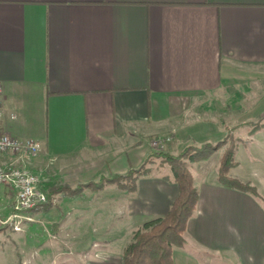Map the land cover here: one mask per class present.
<instances>
[{
    "label": "crops",
    "instance_id": "obj_1",
    "mask_svg": "<svg viewBox=\"0 0 264 264\" xmlns=\"http://www.w3.org/2000/svg\"><path fill=\"white\" fill-rule=\"evenodd\" d=\"M263 75L264 0H0V135L41 145L35 158L0 155V166L45 178L47 203L26 214L54 217V235L94 207L116 211L133 235L175 200L168 170L150 168L131 193L78 188L139 168L154 138L168 136L163 153L174 156L249 128L253 119L236 122L234 89ZM261 88L259 100L244 98L249 112L264 101ZM245 136L257 145L259 170L236 177V164L229 175L264 200V123ZM224 149L189 165L198 200L173 264H264V202L218 182ZM56 201L77 219L56 220ZM5 202L14 192L0 186ZM93 257L89 264H121L120 256Z\"/></svg>",
    "mask_w": 264,
    "mask_h": 264
},
{
    "label": "rangeland",
    "instance_id": "obj_2",
    "mask_svg": "<svg viewBox=\"0 0 264 264\" xmlns=\"http://www.w3.org/2000/svg\"><path fill=\"white\" fill-rule=\"evenodd\" d=\"M245 81L249 80H241L234 89V92L238 94L236 122H242L241 125H243L245 121H251L252 119L253 121L250 124L251 126L244 130L241 127V129L237 127V130L235 129V136L229 135L228 138L233 143L237 142V138L241 140V142L238 140L237 150L235 151L237 167L232 171L236 177H247L246 174H249L252 168L259 170L258 167L260 166V163L256 162L258 155H260L255 149L257 145L252 144L250 147L249 142L245 139V134L251 127H259L264 123V101L252 107L250 112L245 103L248 102V98L250 97L256 96L257 100H259L261 90L263 89L261 87L264 86V75L263 78L253 79L252 84L246 87L243 86ZM244 98L246 99L244 101L245 105L242 103ZM161 138L169 137H158L149 142V148L152 151L151 156H148L145 160L146 163L144 161L143 164L146 168H153V173L164 174L168 170L166 174L170 176L169 166L163 164L162 157L157 156L159 153L164 154L165 149L152 148L153 142ZM137 184L138 180L134 184L135 189H137ZM251 187L254 191L252 195L261 202H264L259 191L254 186ZM54 203L57 206L52 207L51 210L53 214H56V220L61 217V222L64 221L65 224H69L68 222L71 220L77 219L70 216V213L64 210V201H56ZM13 204L14 202L8 204L5 202L3 205H0V221L6 220L12 215ZM93 209L97 210L90 209L88 212H79L80 216L77 217L83 216V218H79L78 220L80 223L68 226L66 232L61 234L62 237L51 233L50 222H52L54 217L44 213L41 215H30L29 217L23 213L22 215L29 218L30 221L22 220L20 223H16L18 222L16 220L11 226L0 224V229H2L0 232V264H89L90 261L94 260L93 256L95 253L97 255L109 254L114 257H121L124 249L132 240V234L126 233V224L120 222L121 216L116 215V211L109 210L107 212L109 216H107V214L103 213L106 211L99 210L98 207H94ZM94 214L96 215L94 216ZM124 220L125 218L122 221ZM14 226L19 228L18 232L14 230ZM94 228H97V231ZM55 236L59 237L57 241L56 239L54 240ZM94 241H100L96 248H93ZM183 245L185 247V244ZM189 251L193 252L196 250L191 248Z\"/></svg>",
    "mask_w": 264,
    "mask_h": 264
},
{
    "label": "trees",
    "instance_id": "obj_3",
    "mask_svg": "<svg viewBox=\"0 0 264 264\" xmlns=\"http://www.w3.org/2000/svg\"><path fill=\"white\" fill-rule=\"evenodd\" d=\"M228 138L229 134L223 141L214 145L200 147L188 145L176 156L157 154L158 157H162L163 164L169 166L170 176H166L165 179H169L176 185L177 196L164 216L145 222L133 233L131 242L122 253L121 264H173V249L183 245L187 223L195 211L198 200V192L193 183L189 164L207 160L223 146L225 149L219 159L217 170L218 182L226 188L254 194L250 185L233 179L229 175L230 169L236 165L235 151L238 140L233 143ZM150 173L151 170L142 164L125 175L100 178L95 183L79 187L78 190L87 188L100 190L107 184H114L118 189L131 193L135 190L136 180ZM62 189L67 191L69 188L62 187ZM39 208L27 213H35Z\"/></svg>",
    "mask_w": 264,
    "mask_h": 264
},
{
    "label": "built area",
    "instance_id": "obj_4",
    "mask_svg": "<svg viewBox=\"0 0 264 264\" xmlns=\"http://www.w3.org/2000/svg\"><path fill=\"white\" fill-rule=\"evenodd\" d=\"M3 89L0 84V120L2 112ZM170 138H161L153 142L152 148H164ZM41 150L39 142L32 139H16L5 133L0 135V155L9 154L18 158H35ZM46 182L45 178L26 169L14 165L0 166V186H7L14 192L13 212L6 220L0 221L1 225L11 226L14 221H30L23 213L30 212L35 208L47 203V196L42 189ZM15 223V222H14ZM15 227V226H14ZM18 232V231H17Z\"/></svg>",
    "mask_w": 264,
    "mask_h": 264
},
{
    "label": "bare ground",
    "instance_id": "obj_5",
    "mask_svg": "<svg viewBox=\"0 0 264 264\" xmlns=\"http://www.w3.org/2000/svg\"><path fill=\"white\" fill-rule=\"evenodd\" d=\"M14 230L15 231H19V228H17V226L14 227Z\"/></svg>",
    "mask_w": 264,
    "mask_h": 264
}]
</instances>
